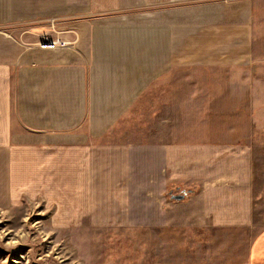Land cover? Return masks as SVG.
Segmentation results:
<instances>
[{"label":"crops","instance_id":"1","mask_svg":"<svg viewBox=\"0 0 264 264\" xmlns=\"http://www.w3.org/2000/svg\"><path fill=\"white\" fill-rule=\"evenodd\" d=\"M49 21L74 30L71 47L38 45L32 26ZM155 88L189 141H113ZM263 89L264 0H0V210L62 203L93 230L139 226L157 233L152 264H264V132L246 130L240 97Z\"/></svg>","mask_w":264,"mask_h":264},{"label":"rangeland","instance_id":"2","mask_svg":"<svg viewBox=\"0 0 264 264\" xmlns=\"http://www.w3.org/2000/svg\"><path fill=\"white\" fill-rule=\"evenodd\" d=\"M43 22L32 26V28H39L37 34L40 38L43 37L38 45L43 44L47 47L49 44L47 41L60 40L66 42L67 45L54 48L61 50L71 47L76 41L77 34L74 30L62 28L61 22ZM27 27L22 26V31L28 29L27 35H30L32 28ZM18 31L10 32L18 35ZM64 31L67 33H62ZM241 79L245 80V75ZM156 91V88L153 89L143 99H140L133 109L129 110L127 117L112 136L113 141L157 144L164 139H169L167 142L178 143L186 142L185 140L190 138L189 134L182 136L179 125L175 126L172 122V108L167 109L163 114L164 106L163 108L158 107L159 99L163 94L156 93ZM240 97L247 101L246 104L251 100L250 108L252 109L246 111L247 117L245 116L244 119L246 130L264 132V89L243 93ZM169 106L172 107V105ZM221 112H223L222 109H220ZM232 116L228 133L240 127L237 124L240 115L235 113ZM214 120L215 125L218 122V126H214L215 133L218 127L219 134L222 133L223 121ZM164 121L168 123L164 124ZM185 126L188 127V125ZM198 126L199 124L196 128ZM205 128L206 126L202 127V133ZM239 134L231 133L230 141H238ZM196 137L198 139V134ZM253 143L255 175L253 180V232L256 233L264 227V140H255ZM178 190L176 194H180L181 191L188 192L182 188ZM174 191L166 192L165 197ZM34 206H36L34 209H29L28 204L24 207H8L0 210V264H152L151 261L155 259V253L158 250L157 233L150 234L149 231L139 226L132 229L122 227L114 230H93L87 221L80 220L82 216L79 220H75L78 224L72 222L75 214L71 215L69 209L74 205L65 210L61 208L62 203H52L50 206L38 203L32 205V208ZM71 223L77 226H72Z\"/></svg>","mask_w":264,"mask_h":264},{"label":"water","instance_id":"3","mask_svg":"<svg viewBox=\"0 0 264 264\" xmlns=\"http://www.w3.org/2000/svg\"><path fill=\"white\" fill-rule=\"evenodd\" d=\"M190 192H186V191H181L180 194H173V192L170 193V198L171 200L174 201H182L185 199V197L189 194Z\"/></svg>","mask_w":264,"mask_h":264},{"label":"built area","instance_id":"4","mask_svg":"<svg viewBox=\"0 0 264 264\" xmlns=\"http://www.w3.org/2000/svg\"><path fill=\"white\" fill-rule=\"evenodd\" d=\"M49 42L48 46L49 48H54V47H65L67 44H65L66 42L64 41H60V40H56V41H47ZM43 47H45L42 44Z\"/></svg>","mask_w":264,"mask_h":264},{"label":"trees","instance_id":"5","mask_svg":"<svg viewBox=\"0 0 264 264\" xmlns=\"http://www.w3.org/2000/svg\"><path fill=\"white\" fill-rule=\"evenodd\" d=\"M191 193H193V192H191Z\"/></svg>","mask_w":264,"mask_h":264}]
</instances>
